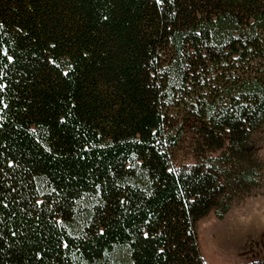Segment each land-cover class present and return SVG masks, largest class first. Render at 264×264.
I'll return each instance as SVG.
<instances>
[{
    "label": "trees",
    "instance_id": "obj_1",
    "mask_svg": "<svg viewBox=\"0 0 264 264\" xmlns=\"http://www.w3.org/2000/svg\"><path fill=\"white\" fill-rule=\"evenodd\" d=\"M262 149L264 0H0V264H205Z\"/></svg>",
    "mask_w": 264,
    "mask_h": 264
},
{
    "label": "rangeland",
    "instance_id": "obj_2",
    "mask_svg": "<svg viewBox=\"0 0 264 264\" xmlns=\"http://www.w3.org/2000/svg\"><path fill=\"white\" fill-rule=\"evenodd\" d=\"M264 158V149L260 150ZM263 190V188H262ZM264 194L235 201L216 218L208 211L196 222V237L205 264L264 261Z\"/></svg>",
    "mask_w": 264,
    "mask_h": 264
},
{
    "label": "clouds",
    "instance_id": "obj_3",
    "mask_svg": "<svg viewBox=\"0 0 264 264\" xmlns=\"http://www.w3.org/2000/svg\"><path fill=\"white\" fill-rule=\"evenodd\" d=\"M262 218H264V217H262Z\"/></svg>",
    "mask_w": 264,
    "mask_h": 264
}]
</instances>
